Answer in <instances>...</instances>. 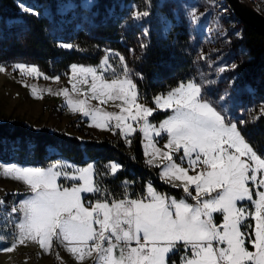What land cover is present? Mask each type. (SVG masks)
Masks as SVG:
<instances>
[{
    "label": "snow or ice",
    "instance_id": "6c2138e0",
    "mask_svg": "<svg viewBox=\"0 0 264 264\" xmlns=\"http://www.w3.org/2000/svg\"><path fill=\"white\" fill-rule=\"evenodd\" d=\"M24 10L39 15L35 10ZM148 14L134 11L132 17L140 19ZM191 15L195 20V10ZM111 55L121 61L122 76L115 74L108 59ZM15 67L29 75L38 73L35 66ZM70 71V83L75 79L89 85L92 99L101 104L121 102L115 104L119 112H105L87 107L86 99H69L70 109L88 117L97 127L119 129L126 139L139 130L151 149L145 150V156L152 157L147 163L161 167L154 164L156 158L167 161L160 172L162 181L182 188L196 203L167 197L149 184L142 198L126 196L111 202L97 199L86 206L83 194L105 196L96 182L94 165L74 168L53 164L45 169L13 163L3 166V174L23 181L31 195L12 207L13 216L21 213L19 232L12 246L0 251L10 252L26 240L36 241L48 251L55 240L65 244L78 262L91 257L96 264H168L169 255L182 244L180 264H264V158L245 140L236 123L226 122L225 114L204 99L202 84L182 83L166 96H156V107L150 108L139 103L137 86L128 78L127 65L119 53L109 50L98 67L71 65ZM109 72L113 74L111 79L106 75ZM73 90L79 91L75 84ZM63 92L68 95L67 89ZM157 109L173 113L158 127L149 121ZM164 134L168 137L164 145L167 151L155 142ZM184 163L187 167L181 166ZM119 167L111 164V173ZM60 181L71 182V187ZM246 200L252 209L241 206ZM216 213L222 214V224L214 222ZM249 219L253 223L246 224Z\"/></svg>",
    "mask_w": 264,
    "mask_h": 264
},
{
    "label": "trees",
    "instance_id": "16d2710c",
    "mask_svg": "<svg viewBox=\"0 0 264 264\" xmlns=\"http://www.w3.org/2000/svg\"><path fill=\"white\" fill-rule=\"evenodd\" d=\"M68 1L76 3L78 8L82 0H0V66L25 61L37 65L47 75L65 74L73 63L98 64L110 50L124 57L128 75L137 86L139 100L150 105L157 94L183 82H201L199 65L202 61L198 57L192 26L184 15L174 17L168 0H95L97 11L90 12L85 20L88 23L92 17L91 22L72 28L66 40L72 47H62L57 33L62 26H71V19L69 13L60 12L59 7ZM255 2L263 12L262 0ZM24 9L35 10L39 15ZM134 11L149 14L133 19ZM167 18L172 20L169 26H166ZM238 40L240 51L235 58V71L242 82H246L245 86L253 89L249 96L253 107H249L247 114L238 121V128L250 146L264 158V113L254 110L259 103H264V34L242 23ZM108 58L115 67V74L122 76L118 56ZM170 112L157 110L150 119L160 121ZM61 158L94 165L96 182L105 196L86 194L85 198L91 200L106 198L111 202L113 198L126 196L142 198L146 196L148 184L161 193L191 200L182 188L162 181L160 167L147 163L139 130L127 139L119 130L113 135L85 131V137L81 138L47 125L37 127L20 119H0L1 161L46 167ZM113 163L120 166L115 174L110 168ZM25 194L26 190H13L0 198L4 202L0 204V247L16 239V223L21 213L13 216L11 209ZM245 203L252 209L249 201ZM174 257H179V253L169 256L170 263ZM87 264H94V260Z\"/></svg>",
    "mask_w": 264,
    "mask_h": 264
},
{
    "label": "rangeland",
    "instance_id": "374dc122",
    "mask_svg": "<svg viewBox=\"0 0 264 264\" xmlns=\"http://www.w3.org/2000/svg\"><path fill=\"white\" fill-rule=\"evenodd\" d=\"M246 1L259 8L255 0ZM94 2L95 0H82L80 6L76 8V3L68 1L59 7L60 12H68L71 19V26H62L58 30L57 35L62 45H69L66 40L72 28H78L91 22L92 17H90L88 23H86L85 20L90 12L95 13L97 11V9L94 8ZM167 5L175 18L184 15L192 26L193 39L198 43V57L199 60L202 61L199 65L200 73L203 77L201 82L189 80L183 82V84H187L190 81L202 84L204 86V99L214 105L217 110L225 114L226 122H234L238 126V121L247 114L249 107H253L251 99H249L253 89L251 86L246 87V82H242V77L235 71V58L240 51L238 39L241 36L242 22L237 18L227 0H168ZM22 7L27 8L24 4H22ZM260 7L264 12V0L260 3ZM193 10L196 12L195 20L191 15ZM171 21V18H167L166 26H169ZM107 55L108 53L101 61L104 60ZM101 61L94 65L80 63H73L71 65L98 67ZM17 64H24L29 67L35 66L38 69V73L29 75L26 70L17 69L15 67ZM0 68L3 69L0 71V119H20L37 127L47 125L65 130L68 133H75L81 138L85 137V131H91L97 135H113L116 130H119H113L112 128L103 126L97 127L88 117L83 116L78 111L73 112L70 109L68 105L69 99L73 102L86 99L87 107L100 108L105 112H119L120 109L117 108L115 104L121 103L120 101H116L115 103L110 101L107 104H101L98 100L92 99L89 85L82 82L78 83L75 79L70 83V77L72 76L70 67L65 74L58 75H47L43 73L37 65L25 61H17L9 65H2ZM110 73L111 72L106 74L109 79L112 78L108 76ZM45 77L48 78L46 79ZM56 77H59V79H54ZM128 78L132 79L129 75ZM73 84L76 85L79 91L73 90ZM178 86L167 92L159 93L156 96H166ZM49 89L51 91H48ZM64 89L68 90L67 96L63 92ZM248 93L250 95H248ZM221 96L225 97L223 101L220 100ZM139 103L150 108L156 107L154 103L150 105L141 100H139ZM262 107H264V103H259L254 107L255 112H260ZM172 114L173 113L170 112L169 115L160 121H153L149 117V121L151 124L158 127L160 122L164 121ZM97 122L102 123L99 119ZM112 123H114V121ZM167 139V135L164 134L156 138L155 142L158 147L167 151L168 149L164 148ZM142 140L145 151L146 148H148V141L143 135ZM148 151L150 152L151 149L148 148ZM147 159H152V157L148 156ZM155 161L159 162V165L162 167L168 163L167 161L161 160L159 157L156 158ZM176 162L180 163L179 156L176 157ZM13 163L21 166L41 167L45 169L53 164L72 165L74 168H84L88 165H92L90 163L77 164L66 158H61L50 163V165L46 167L35 164L4 162L0 160V198L7 191L26 190V194L20 201L30 196L31 191L29 186L23 181L6 177L3 174V166ZM181 166L187 167V164L184 163ZM63 170L72 171V169H62V171ZM199 170L200 169H197V171ZM189 174L195 175V172L189 171ZM60 183L64 184V186L71 187V182L60 181ZM175 183L179 184L180 182L176 181ZM249 187L252 188L253 192H256L251 184ZM261 190L264 191V188ZM193 195H195L194 191ZM86 201L87 199H84V203L87 206ZM195 203L196 202H193L191 204ZM241 206L250 209L249 204H246L245 201L242 202ZM217 214L218 213L214 214V222L219 225L222 224L223 217L222 214L219 213L222 218H220L221 220L219 219L220 222H217ZM248 223H253V221L249 219L246 224ZM16 229L18 234V222L16 223ZM241 230L244 231L243 228ZM12 244L0 247V249L9 248ZM245 246L250 251L254 250L252 248L250 249L247 244ZM88 261L89 259L85 258L83 261L78 262L75 256L68 251L65 244L55 240L53 241V247L48 251L42 249L38 242L32 240H26L24 244H17L10 252L0 251V264H86ZM175 264L178 263L175 261Z\"/></svg>",
    "mask_w": 264,
    "mask_h": 264
},
{
    "label": "water",
    "instance_id": "95a60500",
    "mask_svg": "<svg viewBox=\"0 0 264 264\" xmlns=\"http://www.w3.org/2000/svg\"><path fill=\"white\" fill-rule=\"evenodd\" d=\"M237 18L264 34V12L246 0H227Z\"/></svg>",
    "mask_w": 264,
    "mask_h": 264
},
{
    "label": "crops",
    "instance_id": "0c3cea01",
    "mask_svg": "<svg viewBox=\"0 0 264 264\" xmlns=\"http://www.w3.org/2000/svg\"><path fill=\"white\" fill-rule=\"evenodd\" d=\"M146 160H148L147 157H146ZM154 164H160V163L155 161ZM161 169H162V166L160 167V172H161ZM148 185H149V184H148ZM153 188H154V187H153ZM154 189H155V188H154ZM155 190H156V189H155ZM156 191H157V190H156ZM157 192H159V191H157ZM159 193H161V192H159ZM161 194H164V195H166L167 197H170V198H175V199H177V200L185 199V198H176V197H174L173 195H168V194H165V193H161ZM85 195H86V194L83 195V198H84V199H87V201H86L87 204H88L89 201H91V202H93V203L96 201V200H91V199H89V198H85ZM146 195H147V193H146ZM121 199H123V198H121ZM131 199H133V198H131ZM116 200H120V199H116ZM185 200L188 201V202H190V203L195 202V201L192 200V199H191V200L185 199ZM220 218H222V217H221V216L219 215V213H218V214H217V218H216L217 220H216V221L218 222ZM220 220H221V219H220ZM222 220H223V219H222ZM219 222H220V221H219ZM16 230H17V229H16ZM243 230H245V228H243ZM246 244H247V245H250V244H248L247 242H246ZM249 248H250V247H249ZM250 249H251V248H250ZM175 252H178V253L180 254V256H179V257H174V258L172 259L171 263L169 262V258H168V264H172V262H173L174 260H176L177 263L180 264L181 256L184 255L183 245H182V244H181V245H178V246H177V250H176ZM171 254H172V253H171ZM171 254H170V255H171ZM117 255H118V252H117ZM170 255H169V256H170ZM188 255H191V252H189ZM94 256H95V253H93V257H94ZM87 258L89 259L88 262H90L91 260H94V259L91 258V257H87ZM90 259H91V260H90ZM88 262H87V263H88ZM87 263H86V264H87ZM94 264H96V261H95V260H94Z\"/></svg>",
    "mask_w": 264,
    "mask_h": 264
},
{
    "label": "bare ground",
    "instance_id": "6f19581e",
    "mask_svg": "<svg viewBox=\"0 0 264 264\" xmlns=\"http://www.w3.org/2000/svg\"><path fill=\"white\" fill-rule=\"evenodd\" d=\"M179 256H180V254H179Z\"/></svg>",
    "mask_w": 264,
    "mask_h": 264
},
{
    "label": "built area",
    "instance_id": "2783aa9c",
    "mask_svg": "<svg viewBox=\"0 0 264 264\" xmlns=\"http://www.w3.org/2000/svg\"><path fill=\"white\" fill-rule=\"evenodd\" d=\"M190 252V251H189Z\"/></svg>",
    "mask_w": 264,
    "mask_h": 264
}]
</instances>
